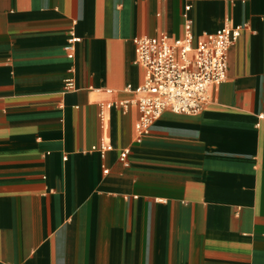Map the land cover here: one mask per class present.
<instances>
[{
	"label": "crops",
	"instance_id": "0c3cea01",
	"mask_svg": "<svg viewBox=\"0 0 264 264\" xmlns=\"http://www.w3.org/2000/svg\"><path fill=\"white\" fill-rule=\"evenodd\" d=\"M187 5L241 28L226 80L136 143L133 40ZM0 264H264V0H0Z\"/></svg>",
	"mask_w": 264,
	"mask_h": 264
},
{
	"label": "built area",
	"instance_id": "2783aa9c",
	"mask_svg": "<svg viewBox=\"0 0 264 264\" xmlns=\"http://www.w3.org/2000/svg\"><path fill=\"white\" fill-rule=\"evenodd\" d=\"M190 6L183 9V34L171 40L162 34L154 38L133 40L135 64L143 69L142 85L133 89L136 98L133 103L138 112L134 125L135 142L140 143L152 124L162 113L199 114L208 102L210 87L223 83L227 76L228 51L240 36L241 28L228 23L213 33L198 37L193 31ZM74 35L69 37L65 52L69 59L74 57ZM72 87L71 83L68 85ZM127 90H131L128 88ZM132 101L102 105V110L122 106L128 109ZM104 111L100 120L104 121ZM100 154L112 150L101 142ZM129 149L118 152V160L127 165ZM103 168V173L107 170Z\"/></svg>",
	"mask_w": 264,
	"mask_h": 264
}]
</instances>
